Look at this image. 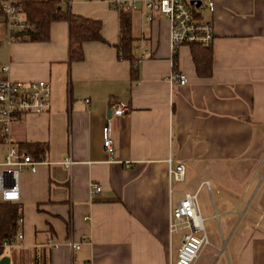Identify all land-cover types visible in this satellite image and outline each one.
I'll use <instances>...</instances> for the list:
<instances>
[{"label": "crops", "instance_id": "crops-1", "mask_svg": "<svg viewBox=\"0 0 264 264\" xmlns=\"http://www.w3.org/2000/svg\"><path fill=\"white\" fill-rule=\"evenodd\" d=\"M115 1H69L71 13L102 23L106 40L85 42L79 62L69 59L66 21L52 23L48 41L9 42L0 20V65L11 68L0 80L52 86L48 111L22 113L13 124L14 141L41 163L23 171L21 199L13 202L23 247L1 257L11 264H176L181 235L170 234L171 210L185 191L210 181L200 195L212 201L202 215L212 244L195 264H264V0H215L214 12L197 14L215 26L208 78L197 74L191 45L179 48L175 64L161 13L149 21L142 9L131 11L135 60L121 57ZM173 70L188 83L173 85ZM117 100L131 111L108 117ZM106 125L113 154L104 145ZM171 161L186 165L185 182L171 181ZM95 182L103 190L93 195Z\"/></svg>", "mask_w": 264, "mask_h": 264}, {"label": "built area", "instance_id": "built-area-1", "mask_svg": "<svg viewBox=\"0 0 264 264\" xmlns=\"http://www.w3.org/2000/svg\"><path fill=\"white\" fill-rule=\"evenodd\" d=\"M192 0H116L114 7L120 10H143L146 18L153 21L158 13L168 19L170 24V44L173 60L183 45L199 44L213 46L216 33L212 20H204L197 16L205 11H215V0H201L199 7ZM19 0H0V20L5 23L9 42L15 41V34L26 27ZM28 37V36H26ZM4 41L0 38V46ZM144 59L141 57L135 66ZM141 60V61H140ZM9 65H0V71H10ZM169 81L174 84L186 85L188 77L179 70H173ZM52 105V86L48 80L20 81L0 80V202H19L21 199L20 176L25 170L37 171L41 163L22 149L13 139V124L20 114L27 112L43 113ZM113 116L125 115L131 111L128 101L117 100L111 104ZM110 120V119H109ZM104 145L111 154L115 152L114 142L110 136V126L104 127ZM64 163L71 167L74 163L69 156ZM169 175L172 182H185L186 165L182 162H170ZM210 181H202L194 191H185L177 201L170 214L169 228L171 236L181 235L176 264H195L202 251L212 244L211 237L205 226L201 213L200 191ZM103 190L99 183H92L91 193L99 194ZM22 222V218L20 219ZM24 232L0 240V258L4 251L22 248ZM53 247L58 243L48 241ZM73 248L79 249L81 243L69 242Z\"/></svg>", "mask_w": 264, "mask_h": 264}, {"label": "trees", "instance_id": "trees-1", "mask_svg": "<svg viewBox=\"0 0 264 264\" xmlns=\"http://www.w3.org/2000/svg\"><path fill=\"white\" fill-rule=\"evenodd\" d=\"M70 0H19L20 9L26 27L19 29L15 40L42 42L51 36L53 22L66 21L69 25V59L71 62L84 60L83 45L89 41H102V23L98 20L75 15L68 9ZM121 42L120 55L123 58L135 60L133 55V37L131 34V11L120 10ZM28 36V37H26ZM192 57L199 77L208 78L214 71L213 46L205 47L192 44ZM176 64V57L174 58ZM43 152V151H41ZM40 151L36 152L38 156ZM21 215L19 204L0 202V240L13 237L20 227Z\"/></svg>", "mask_w": 264, "mask_h": 264}, {"label": "rangeland", "instance_id": "rangeland-1", "mask_svg": "<svg viewBox=\"0 0 264 264\" xmlns=\"http://www.w3.org/2000/svg\"><path fill=\"white\" fill-rule=\"evenodd\" d=\"M1 49V48H0ZM3 49V48H2ZM254 161H251V163H249V165H253ZM217 195L216 193L214 194V196ZM217 199H216V203H217ZM212 201H210V198L208 197L207 192H202L200 195V205H201V211H202V215L204 217H206L209 213L212 212ZM215 223V222H214ZM211 224H213V221L211 219H208L206 221V225L210 226ZM177 241H175V249L177 248Z\"/></svg>", "mask_w": 264, "mask_h": 264}, {"label": "water", "instance_id": "water-1", "mask_svg": "<svg viewBox=\"0 0 264 264\" xmlns=\"http://www.w3.org/2000/svg\"><path fill=\"white\" fill-rule=\"evenodd\" d=\"M195 1L197 2L196 3L197 7H199L201 4V0H192L191 3L194 4ZM111 116H112V111H111V109H109L108 117H111ZM0 264H11V257L9 255H3L0 258Z\"/></svg>", "mask_w": 264, "mask_h": 264}]
</instances>
